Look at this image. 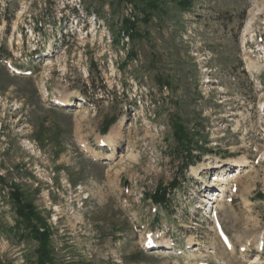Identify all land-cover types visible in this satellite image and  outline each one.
<instances>
[{
  "label": "rangeland",
  "instance_id": "rangeland-1",
  "mask_svg": "<svg viewBox=\"0 0 264 264\" xmlns=\"http://www.w3.org/2000/svg\"><path fill=\"white\" fill-rule=\"evenodd\" d=\"M260 44L264 0H0V264H264Z\"/></svg>",
  "mask_w": 264,
  "mask_h": 264
},
{
  "label": "bare ground",
  "instance_id": "bare-ground-1",
  "mask_svg": "<svg viewBox=\"0 0 264 264\" xmlns=\"http://www.w3.org/2000/svg\"><path fill=\"white\" fill-rule=\"evenodd\" d=\"M48 50H49V52H47V53H51L52 49H51V48H48ZM58 98H59V97H58ZM58 98L56 99V101H58V103H64V102H65L62 98H61V99H58ZM71 100H72V99H71ZM122 125H123V124H122ZM122 125H121V126H122ZM121 131H122V130H121ZM118 138H119V136H116V135H115V138H114V136H113L112 134H110V135H107V136L104 138V141H105L106 143H110L111 145H113V144H115V141H116ZM80 146H81L82 148H84V147H87L88 145H87L86 141L83 140V141L81 142ZM87 150L90 151V152H92V153H95V156L98 155V154H96V151H94L93 149L88 148ZM95 156H94V157H95ZM246 159H247V158H246ZM234 161H235V160H234ZM244 163H246V162L243 160L241 164H243V166H244V165H247V163H246V164H244ZM232 164H233V163H232ZM232 164H231V165H232ZM233 165H234V164H233ZM237 165H238V164H237ZM237 168H238V167H237ZM248 175H250V174H246L244 177H241L240 181L234 179V181H235L234 186H235V185H236V187L239 186L238 184H239L240 182H242V181H243V178H245V177L248 176ZM255 178H256V177H255ZM223 179H224V178H222V180H223ZM223 181H224V180H223ZM234 181H233V182H234ZM225 182L227 183V180H226ZM225 182H223V183H225ZM228 182H229V181H228ZM226 183H225V184H226ZM234 186H233V187H234ZM233 187H232V188H233ZM236 189H237V188H236ZM244 221H245V220H244ZM246 223H247V222H246ZM262 238H263V240H264V237H262ZM262 238H261V239H262ZM189 241H190V242H189L190 245L194 247V246H195V238L192 236V237L190 238ZM259 241H260V238L255 240V242H256L257 244L259 243ZM262 245H263V247H264V241H263V244H262ZM257 248H258V247H257ZM262 249H263V248H262ZM261 252H262V251H261Z\"/></svg>",
  "mask_w": 264,
  "mask_h": 264
},
{
  "label": "trees",
  "instance_id": "trees-1",
  "mask_svg": "<svg viewBox=\"0 0 264 264\" xmlns=\"http://www.w3.org/2000/svg\"><path fill=\"white\" fill-rule=\"evenodd\" d=\"M125 22H126V23H125V26H124V27H125V31H130V33H129V36H130V35L133 34L134 31H136V29H132V28H130V27L128 26V23H132L130 20L126 19ZM173 186H177L176 183H174ZM157 192H158V190H157ZM157 192H156V193H157ZM154 195H155V194H154ZM152 198H153V200H154L155 202H157V203H164V202L167 201V199H166V194H165V193L162 194V198H161V199H159L158 197H155V196H153Z\"/></svg>",
  "mask_w": 264,
  "mask_h": 264
}]
</instances>
